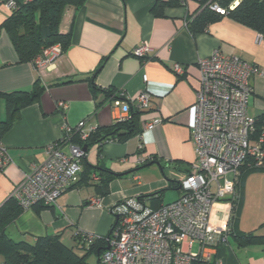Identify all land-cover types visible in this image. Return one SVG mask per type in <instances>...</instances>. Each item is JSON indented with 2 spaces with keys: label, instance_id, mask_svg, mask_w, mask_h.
I'll return each instance as SVG.
<instances>
[{
  "label": "crops",
  "instance_id": "0c3cea01",
  "mask_svg": "<svg viewBox=\"0 0 264 264\" xmlns=\"http://www.w3.org/2000/svg\"><path fill=\"white\" fill-rule=\"evenodd\" d=\"M155 1L84 0L78 7L66 6L58 28L61 33L70 34L69 46L52 69L41 72L29 61L18 60L8 34L0 27V93L29 91L35 80L42 88L38 100L20 108L0 136V144L9 157L0 170V207L14 199V188L34 164L45 159L46 146L61 138L65 126H73L84 118L98 128H109L121 116L120 109L112 104L115 94L128 100L145 88L150 99L144 121H149L154 113L161 118L150 130L122 142L91 141L83 156L85 165L92 170L89 182L67 188L53 205L20 209L5 226L12 239L32 242L38 236L60 233L61 241L75 248L77 232L80 236L83 232L93 236L84 238L85 243L108 233L114 220L109 207L118 199L161 189V203L179 197L178 181L190 171L195 158L190 125L199 86L196 61L218 48L264 69V39L255 30L223 16L204 31L191 33L185 20L196 9V0L164 7L160 16L150 10ZM7 16L2 8L0 24ZM144 41L151 51L141 58L132 52ZM174 63L183 66L182 74L173 71ZM97 67L92 78L100 90L93 94L89 81L83 78L90 77ZM251 86L248 112L257 116L264 113V77L253 78ZM60 101L64 106L59 105ZM132 108L136 109L131 105ZM5 115V99L0 96V121ZM142 123L140 117V127ZM61 147L66 150L65 143ZM137 157L144 161L137 162ZM147 162L132 173L114 176L105 196L98 194L93 185L99 182V176L92 166L123 173ZM82 170L83 164L79 173ZM167 195L170 198L166 199ZM144 203L150 206L149 199ZM244 205L242 194L238 218L226 234V242L218 244L210 253V260L202 264H264V220L254 224L245 215ZM230 209L231 203L226 199L213 203L210 226L223 231ZM247 233L256 238H238ZM183 247L189 251L198 249L197 243L185 242Z\"/></svg>",
  "mask_w": 264,
  "mask_h": 264
},
{
  "label": "built area",
  "instance_id": "2783aa9c",
  "mask_svg": "<svg viewBox=\"0 0 264 264\" xmlns=\"http://www.w3.org/2000/svg\"><path fill=\"white\" fill-rule=\"evenodd\" d=\"M30 1V0H20ZM17 0H0V10L11 13ZM186 3V0L183 4ZM210 8L223 13L216 4ZM151 51L147 42L133 49L141 58ZM62 54L59 43L41 50L30 63L41 72L52 69ZM199 69V86L192 105L190 139L195 148V158L190 171L178 181L181 194L176 199L151 208L138 196H127L109 207L117 215L116 224L105 236L106 249L100 254V264H193L209 261L215 247L226 242V228L217 231L210 226L209 216L213 203L236 197L235 185L240 168L264 166V123L255 130L256 116L249 114L248 101L252 93L251 80L264 77V69L239 56L213 49L209 55L196 61ZM172 69L178 75L183 66L174 63ZM143 82L146 76L142 75ZM150 93L143 88L131 99L115 98L114 107L120 109L117 120L129 117L131 105L141 111V131H148L161 121L154 113L144 121L149 108ZM59 105L64 106L63 102ZM96 125L80 119L73 126H65L60 139L45 148L46 157L34 164L30 173L14 188L12 197L21 210L37 203L53 205L76 179L85 152L72 141L76 135L84 141ZM66 144L63 150L61 143ZM9 157L0 144V170ZM137 162L144 161L137 157ZM97 179V177H94ZM91 203H97L92 200ZM83 238L93 237L81 233ZM188 242L197 243L196 251L183 247Z\"/></svg>",
  "mask_w": 264,
  "mask_h": 264
},
{
  "label": "trees",
  "instance_id": "16d2710c",
  "mask_svg": "<svg viewBox=\"0 0 264 264\" xmlns=\"http://www.w3.org/2000/svg\"><path fill=\"white\" fill-rule=\"evenodd\" d=\"M16 8L8 14L2 21L0 27L3 28L9 36V39L16 51L19 61H29L39 54L41 50L54 43H59L62 51H65L69 46L70 34L61 33L59 31V21L61 14L66 6L72 5L74 7L80 6L84 0H30L27 2L17 0ZM185 0H156L151 12L154 15L160 16L163 14L164 7H174L183 4ZM198 2L196 9L186 15L185 23L191 33L204 31L209 24L219 21L223 16H227L243 25L255 30L264 39V0H196ZM216 4L223 13H219L210 8V5ZM100 67V66H99ZM92 72L90 77H85L90 83L91 91L95 94L100 90L95 85L93 76L98 68ZM42 88L35 80L33 87L29 91H14L11 93H0L6 103V115L0 121V136L9 128L17 114L25 105L36 102L39 98ZM116 98L121 96L115 94ZM98 106V105H97ZM140 114L141 111L132 108L130 115L124 120H115L109 128H98L89 134L84 140H78L76 135L72 136V141L82 145L92 143L101 144L107 140H117L119 142L125 141L128 138L140 133ZM264 123V113L256 116L255 130H260ZM83 170L79 173V178L76 182L69 185L68 188L75 184L89 182V172L92 170L83 163ZM150 162V161H149ZM152 162V161H151ZM147 163L129 169L124 174L132 173L139 168L145 166ZM99 182L94 183L98 194L105 196L108 194L109 182L114 176H121L122 173L111 172L109 169L95 165ZM91 167V168H92ZM261 167L242 166L239 171L238 180L235 185L236 197L229 200L231 203L230 215L227 220V233L235 224L239 214L240 202L242 199L241 189L239 185L242 182L241 177L246 171L263 169ZM171 184V183H169ZM162 189L152 193L139 195L140 201L144 202L149 199L150 207L157 208L161 204ZM159 202V203H158ZM88 204V202H87ZM37 209L46 207L50 204L37 203ZM34 206V205H33ZM17 202L10 198L0 207V264H87L85 255L87 252L93 250L97 258V263L100 264V254L102 247L106 244L105 236L109 235L110 230L116 224L115 219L110 225L109 231L106 235L91 239V243L85 247V240L79 233L74 234L76 245L69 247L65 245L60 239V233L46 234L38 236L34 241L14 240L5 232V226L10 222L20 211ZM241 240L249 241L256 238L252 233H247L238 236ZM76 248L85 250L84 254H79L75 251ZM100 248L97 253V249ZM202 261H194L193 264H202Z\"/></svg>",
  "mask_w": 264,
  "mask_h": 264
},
{
  "label": "rangeland",
  "instance_id": "374dc122",
  "mask_svg": "<svg viewBox=\"0 0 264 264\" xmlns=\"http://www.w3.org/2000/svg\"><path fill=\"white\" fill-rule=\"evenodd\" d=\"M241 179L243 183L239 185V188L245 198L244 213L248 215V219L251 218L254 221V224H259V222L264 220V168L246 171ZM165 192L171 193L174 191ZM168 198H170L169 195L166 196V199ZM89 243L91 242H86L85 247ZM77 252L84 254L85 250L77 248ZM84 258L87 264L97 263V257L93 250L87 252Z\"/></svg>",
  "mask_w": 264,
  "mask_h": 264
},
{
  "label": "water",
  "instance_id": "95a60500",
  "mask_svg": "<svg viewBox=\"0 0 264 264\" xmlns=\"http://www.w3.org/2000/svg\"><path fill=\"white\" fill-rule=\"evenodd\" d=\"M82 150L85 152L86 150H87V145H82ZM156 163V162H155ZM159 164V163H158ZM122 174H124V173H122ZM117 218H118V216L117 215H114V219H115V222L117 221ZM107 248V246L106 245H104L103 247H102V249H106ZM99 250H100V248H98L97 249V253L99 252ZM98 258V257H97Z\"/></svg>",
  "mask_w": 264,
  "mask_h": 264
}]
</instances>
